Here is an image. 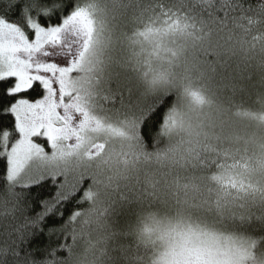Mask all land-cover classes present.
I'll use <instances>...</instances> for the list:
<instances>
[{
    "label": "trees",
    "instance_id": "trees-1",
    "mask_svg": "<svg viewBox=\"0 0 264 264\" xmlns=\"http://www.w3.org/2000/svg\"><path fill=\"white\" fill-rule=\"evenodd\" d=\"M76 13L78 43L111 32L103 76L59 78L60 100L67 89L91 123L72 114L70 132L95 140L74 137L71 157L37 168L52 146L37 138L40 154L9 181L10 108L45 89L0 78V264H153L170 242L200 240L254 243L264 259V0H0V20L28 39Z\"/></svg>",
    "mask_w": 264,
    "mask_h": 264
},
{
    "label": "rangeland",
    "instance_id": "rangeland-1",
    "mask_svg": "<svg viewBox=\"0 0 264 264\" xmlns=\"http://www.w3.org/2000/svg\"><path fill=\"white\" fill-rule=\"evenodd\" d=\"M82 22V18L76 13L56 27L42 28L33 24L34 35L32 39H28L18 27L0 20V78L15 77V85L11 92L24 90L36 80L40 81L45 89L41 98L35 101L20 100L10 108L15 117L18 137L10 145L7 143V137L3 138L9 181L20 177L24 169L40 154V144L35 141L37 138L46 139L52 145L51 151L45 155L47 158L43 157L39 159L40 162L34 163V167L37 168H47L50 159L62 161L71 157L78 149L75 146H67V141L74 137L76 141H81L78 144L79 148L95 140L90 132L83 133L82 136L76 133L78 137L70 132L69 128L80 126L73 122L70 115L76 114L81 121H87V124L90 121L87 117L84 118L81 107L70 105L69 102L75 99L69 92L67 93V89L63 95L65 99L62 97L60 100L57 95V92L62 90V81L59 78L64 71L67 73L72 68H78L81 76H78L76 81L79 83H93L95 80L93 76L98 74L103 76L106 73L105 54L108 51L106 39L111 32L105 28L104 33L103 30L100 34L95 33V44H80L73 35L75 36V33L79 35ZM68 34L71 35L68 40L62 38ZM121 36L123 40L122 33ZM237 43L235 48L237 52L234 50L233 53L246 52L242 43L240 41ZM114 125L116 132L110 137L116 139L117 136L123 142L119 133L124 126L119 123ZM101 130L96 135L97 140L105 138L109 133ZM181 131L182 128L176 130L175 134L183 133ZM167 232L169 236V229ZM199 242L201 244L195 245V249L181 241L170 242L159 249L153 264H264L258 246L254 243V247L251 248L247 244L242 247L241 244H224L214 240L210 243H206L205 240Z\"/></svg>",
    "mask_w": 264,
    "mask_h": 264
}]
</instances>
